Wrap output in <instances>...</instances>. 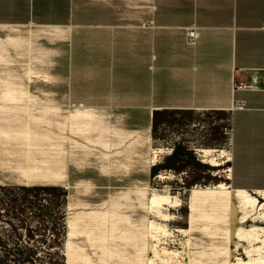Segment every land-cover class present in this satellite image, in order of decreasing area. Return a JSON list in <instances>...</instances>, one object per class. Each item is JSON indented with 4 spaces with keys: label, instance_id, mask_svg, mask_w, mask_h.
<instances>
[{
    "label": "crops",
    "instance_id": "1",
    "mask_svg": "<svg viewBox=\"0 0 264 264\" xmlns=\"http://www.w3.org/2000/svg\"><path fill=\"white\" fill-rule=\"evenodd\" d=\"M32 104L70 120L65 155L83 133L123 163L130 197L170 161L206 164L199 149L219 150L230 189L264 192V0H0V117ZM75 214L64 264L149 263L146 216L141 232Z\"/></svg>",
    "mask_w": 264,
    "mask_h": 264
},
{
    "label": "rangeland",
    "instance_id": "2",
    "mask_svg": "<svg viewBox=\"0 0 264 264\" xmlns=\"http://www.w3.org/2000/svg\"><path fill=\"white\" fill-rule=\"evenodd\" d=\"M41 105L32 104L33 113L0 117V179L9 182L0 184V264H64L65 226L77 217L78 209L82 213L97 210L99 222L112 219L121 231V224L133 220L141 223L142 232L146 216L148 264L236 262L232 254L236 246L230 236V187L224 182L225 166L218 167L219 160L202 157L204 164L187 156L183 163L189 166L175 168L170 161L162 168L164 176H148L146 192L136 191L130 197L125 191L132 184L125 180L130 177L129 169L119 162L115 167L108 165L107 151L92 150L90 137L83 133L77 137V149H68L65 155L61 148L66 138L61 136L60 144V132L70 120L59 119L57 113L46 119ZM115 152L116 161H122ZM179 171L184 173L179 175ZM101 172L109 175L110 183ZM194 186L207 189L194 195ZM158 201L167 206L162 209L167 217L151 207ZM79 217L90 222L89 214ZM152 220L164 228V232H157L159 240L164 238L155 240L156 248L161 255L163 247L174 251L166 261L156 258L150 247ZM254 223L249 221L248 225ZM247 244L237 248L238 256L244 259Z\"/></svg>",
    "mask_w": 264,
    "mask_h": 264
},
{
    "label": "bare ground",
    "instance_id": "3",
    "mask_svg": "<svg viewBox=\"0 0 264 264\" xmlns=\"http://www.w3.org/2000/svg\"><path fill=\"white\" fill-rule=\"evenodd\" d=\"M216 151L219 150L199 149L200 155L202 157H211L217 159ZM219 187L224 189V184H220ZM228 195L230 200V236L236 246L235 250L232 251L236 262L232 261L231 264H264V192H250L248 190L229 188ZM154 196H159V194H155ZM165 206L166 205H163L161 201L151 204V207L154 210L162 214L161 217L168 216L162 212V209L165 208ZM153 221L154 220H152L150 227L152 232L151 235H149L150 247L153 250V255L156 258L166 261L165 258L172 255L174 251L163 247V255H161L160 251L156 248L155 240H159V234L157 232H164V228L158 226L157 223ZM249 221H253L255 223L248 225ZM256 222H263V225H259ZM162 238L164 237H161V239ZM244 243H248L247 246L243 248V254H245L247 259H244L237 254V248L241 247V245Z\"/></svg>",
    "mask_w": 264,
    "mask_h": 264
},
{
    "label": "built area",
    "instance_id": "4",
    "mask_svg": "<svg viewBox=\"0 0 264 264\" xmlns=\"http://www.w3.org/2000/svg\"><path fill=\"white\" fill-rule=\"evenodd\" d=\"M187 38L190 42L194 43L196 40V28L194 26L187 29ZM238 86V84H236Z\"/></svg>",
    "mask_w": 264,
    "mask_h": 264
}]
</instances>
